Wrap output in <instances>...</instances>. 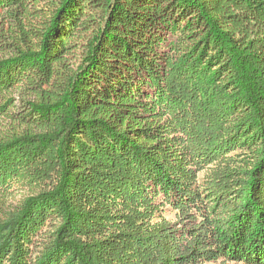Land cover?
Listing matches in <instances>:
<instances>
[{
    "label": "trees",
    "instance_id": "trees-1",
    "mask_svg": "<svg viewBox=\"0 0 264 264\" xmlns=\"http://www.w3.org/2000/svg\"><path fill=\"white\" fill-rule=\"evenodd\" d=\"M1 17L0 191L31 193L0 217V264H264V0Z\"/></svg>",
    "mask_w": 264,
    "mask_h": 264
},
{
    "label": "rangeland",
    "instance_id": "rangeland-1",
    "mask_svg": "<svg viewBox=\"0 0 264 264\" xmlns=\"http://www.w3.org/2000/svg\"><path fill=\"white\" fill-rule=\"evenodd\" d=\"M15 26H13L7 19L4 17L0 18V58L6 57L9 54L4 50V42H13L14 38L13 35L16 34ZM15 33V34H14ZM12 96L14 101L18 104L21 103L18 101V98L21 96L20 91L12 92ZM14 112L23 111L22 108L16 107L13 108ZM15 120L11 119L7 115L0 116V136L4 135L7 131H9V125L12 124ZM30 190L26 189L23 186H16L9 192H1L0 191V217L5 216L7 211L16 209V207L20 204L23 197L28 195ZM165 215L168 216L170 219H174L173 213L170 211H166ZM206 264H238L235 262H224L223 260L218 261H209Z\"/></svg>",
    "mask_w": 264,
    "mask_h": 264
}]
</instances>
